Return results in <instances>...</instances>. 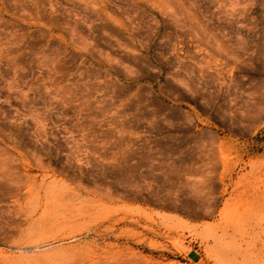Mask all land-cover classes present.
<instances>
[{"label":"rangeland","instance_id":"obj_1","mask_svg":"<svg viewBox=\"0 0 264 264\" xmlns=\"http://www.w3.org/2000/svg\"><path fill=\"white\" fill-rule=\"evenodd\" d=\"M0 264H264V0H0Z\"/></svg>","mask_w":264,"mask_h":264}]
</instances>
